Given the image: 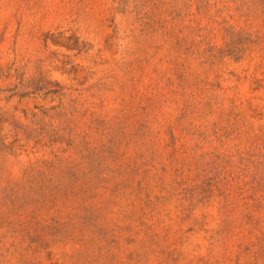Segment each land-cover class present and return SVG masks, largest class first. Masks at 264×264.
Listing matches in <instances>:
<instances>
[{"label": "rangeland", "instance_id": "1", "mask_svg": "<svg viewBox=\"0 0 264 264\" xmlns=\"http://www.w3.org/2000/svg\"><path fill=\"white\" fill-rule=\"evenodd\" d=\"M0 264H264V0H0Z\"/></svg>", "mask_w": 264, "mask_h": 264}]
</instances>
